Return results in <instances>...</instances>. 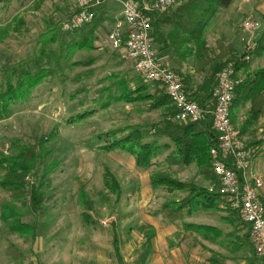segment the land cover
<instances>
[{"label": "rangeland", "instance_id": "1", "mask_svg": "<svg viewBox=\"0 0 264 264\" xmlns=\"http://www.w3.org/2000/svg\"><path fill=\"white\" fill-rule=\"evenodd\" d=\"M104 7L109 9L105 10L109 18L97 23L91 35L85 37L89 32L83 31L79 38L65 36L67 32L62 30L77 9V0H0V96L9 93L11 85L17 87L19 70L29 72L37 58L43 59L38 66L46 63V57H68L60 62L50 58L52 76L29 97L12 100L5 106L7 116L0 119V151L5 155L11 140L20 147L39 148L42 143L45 154L25 179V196L15 200L0 185V264H133L140 234L136 222L162 201L155 198L160 194L149 189L150 177L156 172L180 183L165 180L163 188H155L159 191L194 186L211 196L220 194L219 182L209 174L208 163L187 165L198 167L201 181L190 169L174 178L165 172V165L154 166L159 163L157 158L150 167L140 168L129 154L104 149L132 131L142 133L143 142L153 141L154 129L163 127L166 119L172 120L164 117L163 109L152 108L151 100L116 101L122 92L134 90L135 81H145L130 60L109 47L108 34L113 22L121 18L120 4L108 2L98 15ZM245 23L251 27L246 29ZM162 30L167 34L171 29L166 25ZM263 32L264 0H233L210 21L200 52L189 44L184 46L185 54L182 48L179 58L168 43L160 40L157 46L166 52L170 63L183 66V74L191 81L194 77L197 86L209 89L217 77L213 73L221 55L224 66L236 64L238 59L246 62L244 72L234 71V78L241 82L264 69V56L253 58L255 50L248 51L253 44L256 49ZM85 38L83 49L74 46ZM247 52L249 61L243 60ZM145 83L152 91L163 90ZM263 98L241 105L254 112ZM156 141L168 143L167 138ZM164 153L169 157V150ZM167 157L162 162H167ZM106 170L116 181L120 196ZM4 175L0 170V180ZM31 187L40 195L39 210L33 209ZM165 198L164 194L163 201ZM216 198L213 196L212 201ZM215 202L228 212L223 199ZM11 224L25 227L17 233Z\"/></svg>", "mask_w": 264, "mask_h": 264}, {"label": "trees", "instance_id": "2", "mask_svg": "<svg viewBox=\"0 0 264 264\" xmlns=\"http://www.w3.org/2000/svg\"><path fill=\"white\" fill-rule=\"evenodd\" d=\"M139 1V0H136ZM233 0H187L185 3L180 4L175 10L170 9L168 12L163 14L151 13L148 14L151 24L152 37L154 38V45L157 42L168 43V48L172 51L175 56L181 58L183 54L186 53V48L189 44H193L196 50L200 52L204 49V33L207 30L210 21L214 18L216 13L221 9H227ZM173 10V11H172ZM103 16L101 14L97 15L94 20L77 30L64 33L65 36L73 37H83V31H88L89 33L85 36L92 34V31L97 23L102 21ZM115 23V22H113ZM168 25L170 27V32L164 33L162 28ZM89 29V30H88ZM87 38L83 39L81 42L74 43V46L78 49H83L87 45ZM184 47V48H183ZM184 49L181 55V50ZM156 49V48H155ZM160 49L159 51H161ZM255 51L251 53L253 58L264 56V32L262 33L260 39L257 42V47ZM65 48L60 51L63 53ZM196 51V52H197ZM199 55V54H198ZM200 56V55H199ZM47 61L44 65H38L37 63H42V60L37 58L35 64L33 63L29 72H22L23 69L19 70L18 74V85L17 87H10L9 93L2 94L0 96V119L7 116L6 107L12 100H22L31 95L33 90L43 82V80L49 76H52L51 71V59L54 58L56 62H60L65 57L63 54L58 57H46ZM246 62L238 59L235 64L236 74L240 71L244 72L247 66ZM222 55L220 56V61L215 64V71L213 74H218L223 68ZM38 68L35 72V68ZM46 68V69H45ZM182 77L184 91L188 94L191 100L199 103L202 108H210L211 103H213V89L216 83V77L214 78L212 85L210 87V92L205 95H198L193 93L192 81L189 75H184L182 72L178 73ZM214 77V75H213ZM151 84V83H150ZM157 85V84H152ZM134 90L127 89V92H122L116 97V101L121 99L124 100H151L152 108L164 111V117H171L175 114V108L171 104V101L165 91L155 89L152 91L150 86L145 82H136L133 85ZM136 96V97H133ZM264 97V69L254 71L252 76H247L236 88L235 98H234V108L240 106L242 103H254L257 99ZM233 105V104H232ZM232 107V106H231ZM252 110V109H251ZM252 115L257 116L260 111L251 112ZM172 120H165L164 126L160 127L158 130L154 129L155 135H153L154 140L150 142H143L142 133L139 131H132L127 137L122 140L115 141L111 145L104 147L105 150H118L125 152L132 156L135 160L136 166L140 168H148L151 166V161L157 158L163 152L171 150L169 157H167V163L169 165L176 166H187L191 163H198L200 165H205L208 163L207 167L210 168L211 173H209L213 178L216 179L212 171L210 150L217 147V137L212 129L211 119L209 117L205 118L203 121L198 123H185L176 124ZM241 135V134H240ZM157 138H167L168 143L159 144L156 141ZM12 142V143H11ZM10 146L8 148V155H5L0 151V170L5 171L4 177L0 180L1 187L5 188L13 194V198L16 200L25 196L24 186L26 185L25 179L34 170L36 162L42 160L45 157L43 153V145L41 143L39 148L35 146L30 147H20L19 142L10 141ZM249 148H253L248 144ZM106 174L113 182L117 195L120 196V189H117V183L112 178V175L108 170ZM163 173H154L150 177V183L153 190L155 188L166 185L167 181L172 184H178L174 179L169 178ZM30 189V200L33 205V209L36 210L40 206L41 201L39 199L40 195L34 190L33 187ZM192 189L196 194L194 197H202L201 202H196L195 204H200L196 209H202L205 203L213 199V196L222 200L220 194L208 195L206 191L197 189L194 186L187 187ZM211 197V198H209ZM216 198L215 201L218 202ZM207 205V204H206ZM192 206V205H190ZM207 208V207H206ZM39 210V208H38ZM234 215V213L239 216L236 212L228 210ZM162 213L165 218H171L175 220L182 216V205L180 203L176 204L175 201L170 199L165 202L160 211H155L156 214ZM240 218V217H239ZM16 222V221H15ZM16 224V223H15ZM11 224L12 230L15 232H21L23 227ZM15 226V227H14ZM140 234L144 236V243L137 253V257L133 264H146L148 257L151 254V240L153 236L152 229L147 225H141L137 227ZM117 242V240H116ZM115 249L118 251V245L115 244Z\"/></svg>", "mask_w": 264, "mask_h": 264}, {"label": "built area", "instance_id": "3", "mask_svg": "<svg viewBox=\"0 0 264 264\" xmlns=\"http://www.w3.org/2000/svg\"><path fill=\"white\" fill-rule=\"evenodd\" d=\"M108 2L121 6L120 19L108 34L109 47L122 53L148 83L157 84L175 108L173 120L179 124L198 123L209 117L217 137V147L210 150L212 171L220 185L224 207L236 212L249 227L250 239L259 264H264V199L263 179L252 169L253 149L241 138L231 121V106L240 80L234 78L235 63L224 66L217 74L213 103L202 108L184 91L182 77L162 64L155 50L148 14H163L183 0H77V9L63 23L62 30L71 32L90 24L99 9ZM246 29L250 23L244 24ZM255 44L248 48L254 50ZM245 53V61L250 60Z\"/></svg>", "mask_w": 264, "mask_h": 264}, {"label": "crops", "instance_id": "4", "mask_svg": "<svg viewBox=\"0 0 264 264\" xmlns=\"http://www.w3.org/2000/svg\"><path fill=\"white\" fill-rule=\"evenodd\" d=\"M105 10L108 11V7H104L100 13L103 19L109 18ZM155 46L157 56L162 64L176 73H183L181 71L183 66L170 63L166 52L159 51L161 48ZM192 88L193 93H197L199 96L210 92V88L197 86L194 77H192ZM257 110L260 111V114L254 118L248 105L234 108L233 103L231 121L246 143L254 148L252 169L264 182V98L259 100L254 112ZM162 142L161 144L165 143ZM171 150L169 151L171 152ZM167 155L164 153L157 157L159 163L154 165L157 166V169L165 165V172L171 173L174 178H177L176 175H179L180 172L184 173L190 169L193 171V176L197 177L196 180L200 179L201 181V174L197 166L193 165V169H191L189 167L192 164L190 166L169 165L167 162H162ZM149 189L153 194H160L157 196L155 194V198H160L162 201L156 208L148 212L146 217H143L138 223L136 222L137 227L147 225L153 231L151 254L146 264H259L251 243L249 227L238 219L235 213L233 215L229 211H222L220 206L212 201L213 199L205 203L207 208L196 209L200 204L195 203L201 202L203 199L201 196L194 197L196 193L192 189H165L163 192L153 190L151 187ZM164 194L166 198L163 201ZM261 195L264 199V185ZM170 199L176 204L182 205V216L175 220L165 218L161 212L155 213V211H160L165 202ZM136 241L138 244L135 247L137 257L139 248L145 241L143 234H139Z\"/></svg>", "mask_w": 264, "mask_h": 264}]
</instances>
